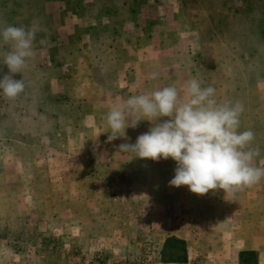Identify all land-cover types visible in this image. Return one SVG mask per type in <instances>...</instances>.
<instances>
[{
	"label": "rangeland",
	"instance_id": "1",
	"mask_svg": "<svg viewBox=\"0 0 264 264\" xmlns=\"http://www.w3.org/2000/svg\"><path fill=\"white\" fill-rule=\"evenodd\" d=\"M9 25L37 31L24 91L0 95V264H264V178L197 195L169 185L171 158L119 150L157 120L131 115L111 142L106 126L131 96L183 101L196 79L242 104L264 168V0H0ZM170 238L185 259L163 260Z\"/></svg>",
	"mask_w": 264,
	"mask_h": 264
},
{
	"label": "clouds",
	"instance_id": "2",
	"mask_svg": "<svg viewBox=\"0 0 264 264\" xmlns=\"http://www.w3.org/2000/svg\"><path fill=\"white\" fill-rule=\"evenodd\" d=\"M35 27L7 26L0 28V45L11 50L0 54V65L8 72L0 76V95L16 98L24 91L23 79H16L34 55ZM2 71V69H0ZM156 74H152L155 78ZM186 99L181 101L174 86L150 94L131 96L123 104L113 106L106 114L110 129L108 142L126 136L131 115H143L148 121L157 120L134 144L122 143L119 150L132 152L135 158L159 161L171 158L176 162L173 187L187 186L197 195L210 190L233 192L252 186L264 178V168L253 166L260 149L250 148L255 136L251 130L238 132L243 106L239 102L218 103L212 86L202 87L196 79L187 83ZM163 117L169 119L161 120Z\"/></svg>",
	"mask_w": 264,
	"mask_h": 264
},
{
	"label": "trees",
	"instance_id": "3",
	"mask_svg": "<svg viewBox=\"0 0 264 264\" xmlns=\"http://www.w3.org/2000/svg\"><path fill=\"white\" fill-rule=\"evenodd\" d=\"M187 250L185 242L177 238H170L166 241L162 257L165 262H175L185 259ZM243 258V254L240 257Z\"/></svg>",
	"mask_w": 264,
	"mask_h": 264
}]
</instances>
